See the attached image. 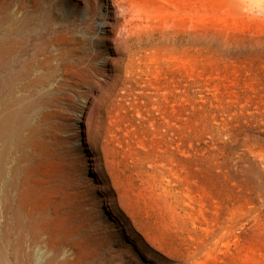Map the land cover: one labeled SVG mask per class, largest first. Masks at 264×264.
Here are the masks:
<instances>
[{
  "label": "rangeland",
  "instance_id": "rangeland-1",
  "mask_svg": "<svg viewBox=\"0 0 264 264\" xmlns=\"http://www.w3.org/2000/svg\"><path fill=\"white\" fill-rule=\"evenodd\" d=\"M137 3L150 27L112 55L102 0H0L9 264L31 237V264H264V10Z\"/></svg>",
  "mask_w": 264,
  "mask_h": 264
},
{
  "label": "bare ground",
  "instance_id": "bare-ground-1",
  "mask_svg": "<svg viewBox=\"0 0 264 264\" xmlns=\"http://www.w3.org/2000/svg\"><path fill=\"white\" fill-rule=\"evenodd\" d=\"M103 1V6H104V11H103V20L102 22L100 23V28H101V31L103 32L105 38L108 40V42H110V44L112 46H109L111 49H112V55H115L119 52H121L122 50H124L125 48L128 47V43L129 41L136 37V38H139L141 37L144 32L146 30L149 29L150 27V24H149V18L148 16L146 15L145 11H141L138 7V3H137V0H102ZM114 12H115V15H114ZM120 33L119 35H117V33ZM176 37V36H175ZM158 39V38H157ZM142 40V39H141ZM139 44V42H138ZM49 59V58H48ZM108 59V58H107ZM48 61V60H47ZM107 61V60H106ZM108 62V61H107ZM47 63V62H46ZM49 64V63H48ZM47 65V64H46ZM52 70V69H51ZM52 72V71H50ZM3 120V119H2ZM9 120V118H6L4 119V121H7ZM3 123V122H2ZM5 123V122H4ZM84 132V131H83ZM123 132V131H122ZM86 134L88 136V126L86 128ZM129 134H130V131L128 130H125L124 133H122L121 137H122V140H120V143L121 141L126 145V148L127 146L131 147L132 143H131V139H129ZM115 136V134H114ZM118 136V135H117ZM113 135L110 137L112 138ZM119 137V136H118ZM117 137V138H118ZM87 140L85 141V143H89L90 145V139L87 137L86 138ZM109 139V138H107ZM121 139V138H119ZM111 140V139H110ZM108 140V141H110ZM114 140L116 141V139L114 138ZM118 141V140H117ZM105 142V141H104ZM112 142V141H110ZM118 144H120L119 142H117ZM103 144V143H102ZM114 144V143H113ZM110 144L108 142L104 143L102 145V152L100 153L101 155L100 156H93L91 157V160L93 161L92 163H89V166H91V169H92V172L93 174L97 172V170H101L99 167H101L100 165L104 164L106 169L108 170V167H110V164H111V161L112 159L110 160V149H109V146ZM117 145V144H116ZM90 148V147H88ZM124 148V147H123ZM112 149V148H111ZM130 150V149H129ZM116 151V150H115ZM132 150L129 151L128 155L131 154ZM90 152V151H89ZM131 152V153H130ZM99 153V152H98ZM114 153H112V156ZM132 156V155H131ZM114 158V157H113ZM114 160V159H113ZM116 161V160H115ZM122 161V160H121ZM120 161V162H121ZM115 163V162H114ZM114 163L113 166H114ZM117 163V162H116ZM121 164V163H120ZM119 165V162L118 164ZM1 166V165H0ZM105 169V170H106ZM112 169V168H111ZM4 172V171H3ZM110 172V171H109ZM108 173V172H107ZM94 176V175H93ZM4 177V175H3ZM1 190V189H0ZM4 191V190H3ZM120 195V194H119ZM2 198V197H1ZM1 198H0V201H1ZM4 199V198H3ZM116 199V198H115ZM122 198H120V196L117 197V203H119V206L121 209H123V204H122ZM5 202V201H3ZM9 203V202H8ZM2 205H4L2 203ZM1 206V205H0ZM107 206V205H106ZM4 207V206H3ZM9 207V206H8ZM2 211V209H1ZM6 212V211H4ZM126 212V210H125ZM8 213V212H7ZM19 213V212H18ZM6 214V213H4ZM127 215V214H126ZM8 216V215H7ZM129 216V214H128ZM19 217V216H18ZM2 219V218H1ZM135 221V219H134ZM133 221V222H134ZM5 222V221H4ZM18 222V221H17ZM7 223V221H6ZM4 225V224H3ZM9 225V224H8ZM17 226V225H16ZM19 226V224H18ZM11 227V226H10ZM125 227V226H124ZM23 228V227H22ZM20 229V228H19ZM16 232V231H15ZM34 232V231H33ZM18 234V233H17ZM38 234V233H37ZM6 235V234H5ZM4 235V236H5ZM16 237V235H15ZM5 238V237H4ZM20 238V237H18ZM32 240L30 241V244L29 246L27 247L28 248V252H27V261H26V264H31V248H32V245H36L38 243V240L34 237H31ZM21 239V238H20ZM19 240V242H21ZM25 239V238H24ZM18 240H16L17 242H15V244L17 243V247L19 245V242ZM7 242V241H6ZM22 243H25L24 240ZM10 244V243H9ZM40 244V243H39ZM38 244V245H39ZM42 244V243H41ZM28 245V244H27ZM10 246V245H9ZM22 246H24L22 244ZM15 246V248L17 250H15V252L17 253L18 251V248ZM20 247V245H19ZM9 248V247H8ZM14 248V249H15ZM23 248V247H22ZM20 248V250H24ZM38 248V247H37ZM41 248V247H40ZM33 249V248H32ZM19 250V251H20ZM7 251V250H6ZM37 251V250H35ZM8 252V251H7ZM24 252V251H23ZM15 253V255H16ZM21 253V252H20ZM34 254V253H33ZM7 254L5 253V247H4V244H2V241H0V264H9V262H11L10 260H8ZM34 256V255H33ZM16 257V256H15ZM20 257H22V255L20 254L19 258H18V261L21 259ZM35 258V257H34ZM34 258L32 257V261L34 260ZM24 259V258H23ZM23 259H22V262H23ZM56 259V258H55ZM54 259V260H55ZM16 260V259H15ZM20 262H18L19 264ZM37 263V262H36ZM13 264V263H12ZM21 264V263H20ZM34 264V263H32ZM53 264V263H52Z\"/></svg>",
  "mask_w": 264,
  "mask_h": 264
},
{
  "label": "clouds",
  "instance_id": "clouds-1",
  "mask_svg": "<svg viewBox=\"0 0 264 264\" xmlns=\"http://www.w3.org/2000/svg\"><path fill=\"white\" fill-rule=\"evenodd\" d=\"M246 2L252 4L255 6L254 10L256 12H261L262 10H264V0H246ZM115 15V12H114ZM120 33L118 32L117 35H119ZM64 255L65 257L67 255H70V250H64Z\"/></svg>",
  "mask_w": 264,
  "mask_h": 264
}]
</instances>
